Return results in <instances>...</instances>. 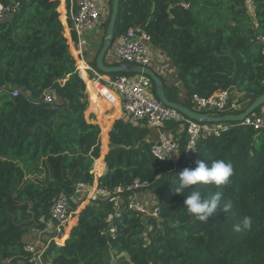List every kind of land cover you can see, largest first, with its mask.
Here are the masks:
<instances>
[{
    "label": "trees",
    "instance_id": "trees-1",
    "mask_svg": "<svg viewBox=\"0 0 264 264\" xmlns=\"http://www.w3.org/2000/svg\"><path fill=\"white\" fill-rule=\"evenodd\" d=\"M0 1L18 4L14 13L0 19V264H264V129L239 125L198 143L195 160L221 159L234 169L228 185L198 186L205 196L221 192V206L232 205L229 212L218 210L200 222L184 208L190 189L175 194L171 188L176 175L194 168L195 160L188 165L182 153L175 163L155 160L150 148L157 132L145 122L137 125L122 116L99 128L85 120L87 114L99 115L87 101L83 65L69 52L61 23L64 0L60 6L59 0ZM254 2L256 27L244 0H119L110 49L119 35L142 27L151 47L166 54L173 72L163 65V74L157 75L169 102L191 109L193 95L233 90L249 101L242 113L264 95L263 46L256 42L258 35L264 36V0ZM67 23L72 26L69 18ZM104 35L93 56L84 53V60L112 79L120 75H103L95 65ZM164 73L172 75L173 83ZM13 90L20 91L17 97ZM47 90L53 92L51 105L43 102ZM152 91L155 95L153 84ZM103 110L108 111L104 105ZM162 131L183 149L176 125ZM103 157L106 170L99 188L112 192L134 180L147 183L144 190L154 193L148 205L158 206V217L124 210L113 222L116 233L111 237L105 220L112 204L98 199L80 211L64 245L50 242L35 263L25 247L35 246L44 230L39 219L48 217L60 195H72L78 184L92 185L93 164L100 176ZM245 215L253 220L251 229L234 231Z\"/></svg>",
    "mask_w": 264,
    "mask_h": 264
},
{
    "label": "built area",
    "instance_id": "built-area-1",
    "mask_svg": "<svg viewBox=\"0 0 264 264\" xmlns=\"http://www.w3.org/2000/svg\"><path fill=\"white\" fill-rule=\"evenodd\" d=\"M244 5L247 14L252 18L253 24L256 27L254 0H244ZM17 8L18 4L10 7L3 5L0 1V19L14 13ZM184 8H187V6L184 5ZM66 16H68L72 24L69 27L67 23L68 18L66 19L65 17L64 31L68 33L66 39L73 60L75 63L77 60H80L85 65V72L91 71L93 77L102 86L103 92H97L98 98L113 103L106 91L113 93L117 98L121 115L132 122H145L149 129L157 132V142L150 148V154L155 160L165 163H175L178 160L176 154L182 153L184 162L191 165L196 158V153L186 150L189 145H192L196 149L198 143L201 141L212 137H219L239 125L250 127L256 132L264 129V115L261 116L254 113L244 118L241 122H234L235 124L196 122L178 111L161 104L155 95H153L154 93H152L151 80L145 75L136 74L138 77H133L132 74H122L112 79L99 75L85 62L83 51L87 45L86 40L82 36L83 32L99 28L101 25L100 12L94 0H70V8ZM73 33L76 40L73 39ZM150 42V36L142 27H133L117 37L112 48L109 50L111 51L110 55L115 56L120 61V64L150 68L151 65L158 61L160 56L154 52L155 50L151 47ZM256 42L263 46L262 54H264V36L258 35ZM160 58L162 57L160 56ZM161 65L163 66V59ZM87 77L89 76L87 75ZM19 93V90H13L12 96L17 97ZM43 102L47 105L53 103L52 91L47 90L44 92ZM248 102L244 94L233 90H218L210 97L193 95L190 98V103L197 109L193 111H207L212 113L208 115L213 117L239 115L244 105ZM168 124L176 125L177 134H182L185 138L183 149H180L177 141L172 136L162 131V128ZM162 150H170L168 155L163 159H161ZM147 186V183L134 180L128 187H118L112 192H108L99 188L98 178L95 175L92 185H76L72 195H60L54 201L47 218L39 219L45 226L42 233L49 236V240L45 246L47 247L50 242L55 243V238H61L64 234L66 223L77 217L78 212L84 207L98 199L107 200L112 204V214L105 220V223L108 224L107 234L111 237L115 236L116 233L113 222L115 219L120 218L124 210L142 214L144 217L157 218L159 208L154 203L148 205L150 197L148 192L144 190ZM139 192L140 196H138ZM39 247H43L42 241H37L35 246L25 247V250L33 255L35 263H40L42 254L38 252Z\"/></svg>",
    "mask_w": 264,
    "mask_h": 264
},
{
    "label": "clouds",
    "instance_id": "clouds-1",
    "mask_svg": "<svg viewBox=\"0 0 264 264\" xmlns=\"http://www.w3.org/2000/svg\"><path fill=\"white\" fill-rule=\"evenodd\" d=\"M186 150L198 153L192 145H189ZM169 151L170 150H162L161 159L165 158ZM176 156L178 157L179 155L176 154ZM194 163V168H184L178 173V175H176L175 187L173 188L171 186V188L175 194H182L185 189H190L189 195L184 200V208H186L187 213L190 216H193L200 222L206 223L210 217L217 215L218 210H223L225 213L229 212L232 205L228 202L221 206V192H214L205 196L200 190H198V186L212 185L220 187L228 185L230 183V178L234 173V169L230 162L221 159H214L211 160V162L205 159H197ZM99 178L100 177H98V179ZM252 224V218L245 215L241 218L239 223L233 225V230L240 231L242 228L249 230L251 229Z\"/></svg>",
    "mask_w": 264,
    "mask_h": 264
},
{
    "label": "water",
    "instance_id": "water-1",
    "mask_svg": "<svg viewBox=\"0 0 264 264\" xmlns=\"http://www.w3.org/2000/svg\"><path fill=\"white\" fill-rule=\"evenodd\" d=\"M118 8H119V0H112L111 3V15L110 19L107 25V29L104 35L102 47L97 55L95 65L96 69L103 75H110V74H137V75H145L149 77L151 80L154 91H155V97L156 99L163 104L165 107L174 109L178 111L179 113L183 114L187 118L194 120L196 122L200 123H234V122H241L244 118L254 113V111L261 106L264 105V95L259 96L256 98L246 109L244 112H242L239 115H226L222 117L217 116H210L208 114L199 113L196 111H193L192 109L180 106L178 104L169 102L165 96L164 89H163V83L158 78V76L151 70L150 68H142L139 66H132L129 64H119L117 66L108 67L104 65V57L106 53L109 51L113 36H114V26L118 14ZM170 18V15H169ZM163 31V25L161 28V32ZM163 40V47L165 46L166 40L164 37H162Z\"/></svg>",
    "mask_w": 264,
    "mask_h": 264
},
{
    "label": "rangeland",
    "instance_id": "rangeland-1",
    "mask_svg": "<svg viewBox=\"0 0 264 264\" xmlns=\"http://www.w3.org/2000/svg\"><path fill=\"white\" fill-rule=\"evenodd\" d=\"M95 1L96 0H94V3H95ZM96 4V7H97V9L98 10H100V8H101V5H99V4H97V3H95ZM108 8H109V0H108ZM106 20H107V17L105 18V21L100 25V27L99 28H96V29H92V30H90V31H85V32H83V38L86 40V41H88L89 42V44H92L94 41H96L95 42V44H97V46H99V44H100V41H101V39H102V37H103V35H104V24H105V22H106ZM62 24H64L63 22H61ZM63 27H64V25H63ZM64 30V29H63ZM65 32V31H64ZM104 39V38H103ZM91 48V47H90ZM89 50V47H88V45H86L85 47H84V49H83V51H84V53H87V54H89L90 52L88 51ZM157 51V50H156ZM154 51L157 55H160L162 58H160V56H159V59H158V61L156 62V63H154L153 65H151L150 66V69L151 70H153V72H155V74L156 75H158V76H161L162 74H163V71H160V68H161V64H162V59H163V65H167L166 67H164L163 68V70H165V69H171V67L169 66V62H168V59H167V56H166V54H164V53H160L159 51ZM110 52L111 51H109L108 53H106V56H105V59H104V62H105V64L106 65H108V66H113V65H119L120 64V61H118L117 60V58L115 57V56H111L110 55ZM88 76H89V78L91 79V81L92 80H95V78L94 77H92L91 76V74L90 73H92L91 71H88V72H85ZM169 73H173V72H171L170 70H169ZM161 74V75H160ZM133 75V77H138V76H136V74H132ZM135 75V76H134ZM163 76H165V78L164 79H166L167 81H169L170 83H173V79L171 78V76L172 75H168L167 73H164V75ZM84 78V77H83ZM175 81V80H174ZM85 83V82H84ZM102 85V84H101ZM85 90H86V84H85ZM153 93V92H152ZM154 95V94H153ZM87 101H88V95H87ZM103 102V101H102ZM101 102V104H100V108H99V104L98 103H95V107L93 108L91 105V108L93 109V110H91V112L92 113H98V115H99V117H98V119H96V116L95 115H93V114H87L86 115V118L88 117V115H89V118H90V115H92L91 117H93V119H94V124H97L98 126L99 125H102V123L103 122H111L110 124H113V122H115L116 120H119L123 115H121V113H120V117L118 118V119H116V120H114L113 121V119H114V117L112 118L110 115H108V114H110L111 113V111H107V112H105V113H103L104 112V110H103V103ZM96 105H97V107H96ZM110 107V106H109ZM108 107V108H109ZM189 107L192 109V110H197V109H195V107L191 104V103H189ZM264 108V107H263ZM262 109V108H261ZM260 109V110H261ZM110 110V109H109ZM84 117H85V115H84ZM124 117V116H123ZM91 119V118H90ZM91 121H92V119H91ZM130 121V120H129ZM130 122H132V121H130ZM132 123H134V124H137L138 125V123L139 122H132ZM141 123V122H140ZM109 124V125H110ZM112 126V125H111ZM111 126H110V128H111ZM99 128H100V126H99ZM110 130V129H109ZM104 131V130H103ZM109 133V132H108ZM185 145V138L183 137V140H182V146H184ZM93 166H94V164H93ZM106 170V169H105ZM93 171H94V169H93ZM94 175H95V177L97 178V175H96V173L95 172H92ZM147 192V191H146ZM149 193V196H152V191H148ZM142 194H144V192H142ZM154 194V193H153ZM138 196H140V194L138 195ZM78 215H79V212H78ZM77 215V216H78ZM73 220H75L74 221V223H76V217L75 218H73L72 220H70L68 223H66V226H65V228H64V234H63V236L60 238H55L54 240H55V245H56V247H62L63 245H64V242H65V240L68 238V235H69V232H70V230L72 229V227H74V223L70 226V223H71V221H73ZM69 228V229H68ZM68 229V230H67ZM66 234V235H65ZM24 240H25V238H24ZM37 240L38 241H42V248H40L39 247V249H38V252L40 253V254H42V252H43V250H45V245H46V243L42 240V238L41 237H38L37 238ZM58 241H60V244H58L59 242ZM28 246H31V245H28ZM36 252H37V249H36Z\"/></svg>",
    "mask_w": 264,
    "mask_h": 264
},
{
    "label": "crops",
    "instance_id": "crops-1",
    "mask_svg": "<svg viewBox=\"0 0 264 264\" xmlns=\"http://www.w3.org/2000/svg\"><path fill=\"white\" fill-rule=\"evenodd\" d=\"M67 1H69V3H70V0H64V26H65V17H66V19L68 18V16H66L67 15V12H68V10L66 9V2ZM95 3H97V4H99V5H101V8H100V10H99V12H100V20H101V24L105 21V18L107 17V15H108V10H109V8H108V0H96L95 1ZM60 4H61V2H60V0H59V6H60ZM58 6V7H59ZM57 12H58V10H57ZM58 14H59V19L61 18V14L58 12ZM61 21V20H60ZM63 25V24H62ZM63 29H64V27H63ZM87 42V45H88V47H89V54H90V56H93V54H94V51L97 49V44H95V42L96 41H94L92 44H89V42L88 41H86ZM91 47V48H90ZM82 63V62H81ZM82 65H83V70L85 71V65L82 63ZM90 67V66H89ZM91 68V67H90ZM92 69V68H91ZM84 77V78H83ZM82 79H83V81L85 82V84H86V93H87V95H88V102H89V107H90V109H92L91 108V106L94 108L95 107V103H98L99 104V108H100V104H101V102L103 103V105L108 109V111H111V113L110 114H108V115H110L112 118L114 117L115 119H117V118H119L120 117V110H119V106H118V101H117V98L115 97V95L113 94V93H111V92H108V91H106V93H108V95H109V97H110V100L113 102V103H109L107 100H105V99H100V98H98V96H97V92H103V88H102V86H100L99 85V83H98V80L97 79H95V80H92L91 81V79L89 78V77H87V75H83L82 77H81ZM91 105V106H90ZM110 106V107H109ZM96 107H97V105H96ZM109 107V108H108ZM110 109V110H109ZM93 110V109H92ZM259 115H264V108H262L261 110H260V112H259ZM92 115H90V117H91ZM85 120L87 121V122H89V123H94V121H91V119L89 118V115H88V117L86 118L85 117ZM107 152H108V133H107V146H106V154H107ZM105 154V155H106ZM105 155H104V157H105ZM104 157H103V160H102V164H103V171H102V173H101V175L100 176H97V178L98 177H101L103 174H104V172H105V163H104ZM95 163V162H94ZM93 169H94V166H93ZM93 169H92V172H94L93 171ZM78 217V216H77ZM77 217H76V222H77ZM75 225H76V223H74ZM74 225V226H75ZM39 237H41L42 238V240L46 243L48 240H49V236L48 235H46V234H43V233H41V234H39ZM38 237H36V239H37Z\"/></svg>",
    "mask_w": 264,
    "mask_h": 264
}]
</instances>
